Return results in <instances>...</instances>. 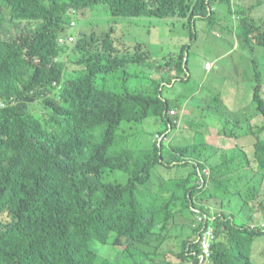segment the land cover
Returning a JSON list of instances; mask_svg holds the SVG:
<instances>
[{
  "label": "trees",
  "instance_id": "trees-1",
  "mask_svg": "<svg viewBox=\"0 0 264 264\" xmlns=\"http://www.w3.org/2000/svg\"><path fill=\"white\" fill-rule=\"evenodd\" d=\"M234 1L240 3L0 0V34L5 27L18 30L6 41L0 37V264H174L166 253L158 250L154 256L149 248L161 239L151 242L154 231L160 225L170 228L179 217L194 228L177 256L181 262L262 264L255 250L264 238L259 225L264 215V123L254 127L251 119L264 116L263 71L254 67L256 106L250 108L255 112L238 115L249 121L248 130L237 128L239 118L222 119L225 136L255 139L250 154L236 148L217 158L198 130L204 122L187 115L183 101L165 93L173 80L182 79L181 71L188 77V55L198 41L196 23L219 26L217 8ZM250 1L247 8L246 3L229 8L235 17L231 23L241 43L264 49V24L254 15L264 0ZM71 10L80 18H120L129 26L170 19L188 28L190 43L178 56L153 65L143 53L145 45L132 48L124 40L125 47L118 48L113 26L99 48L63 47L72 48L70 56L80 53L82 66L67 74L56 59ZM134 64L159 73L173 68L177 74L174 79L167 72L155 77L132 69ZM213 97L220 106V94ZM38 100L55 112L47 119L54 130L33 122L30 106ZM178 108L181 112L170 113ZM150 119L164 129L148 148L137 132ZM185 127L194 131L188 134ZM174 135L181 139L177 144ZM161 170L185 175L156 185ZM213 205L221 210L214 211ZM198 215L204 222H197ZM210 226L214 238L208 259L202 239Z\"/></svg>",
  "mask_w": 264,
  "mask_h": 264
},
{
  "label": "rangeland",
  "instance_id": "rangeland-1",
  "mask_svg": "<svg viewBox=\"0 0 264 264\" xmlns=\"http://www.w3.org/2000/svg\"><path fill=\"white\" fill-rule=\"evenodd\" d=\"M239 1V4L235 1L234 4H231L233 3V1H231L230 5H219L217 8V17L218 20H220L219 26L203 21H198L196 23L198 41L192 46L188 55V77L186 76V71H181V78H185L186 80L180 78L173 80V87L170 89L166 88L165 90L166 95L170 98H177L183 101L181 106L183 107L186 105L187 115L190 113L198 119V121L204 122L205 127H198V130L205 133L206 145L210 146L212 153H214L217 158L228 157L236 148H241L248 154L253 151L255 139L251 136H236L232 138L225 136L223 134L225 123L222 119L225 117H232L234 119L239 118L237 128L240 130H248L249 121L240 118L238 115L240 111H242L243 114L248 113V115H251L250 112H255L254 107L250 108V105L255 103V101L252 100L253 87L254 84L256 85V81L254 80L256 78V69H254V67H257L258 71H263L261 78L264 83V49L249 46L245 44L244 41L241 43L240 40L237 39L238 34L234 29L235 23H231L232 21L235 22V17H230L229 8L242 6L245 3L246 7L251 3L250 0ZM254 15L258 24L263 25L264 7L259 8ZM90 18L92 17H86L87 20ZM80 19L81 18H79L75 24H72V29H76L75 39L70 40L68 43L71 44L70 47L72 48L77 45L87 47V45L90 44L92 47L98 46L99 48L98 42H101L103 35L114 26L118 48L123 49L125 47L124 40L126 45L132 48L135 47L134 45L136 43L145 45L146 47L143 53L147 55V61H152L151 63H154L153 65H158V63L161 61L164 62L168 57L173 58V56H178L182 47L190 43L188 28L184 27L183 23L173 24V22L168 21L170 19L150 21L148 22L150 25L146 23L149 28H147V25L129 26L127 21L123 22L120 18H113L114 21H118V25L112 19L104 20V18L98 19L94 17L90 19L89 22L84 19L79 21ZM72 20H75V18ZM67 22L69 23V20H67ZM81 26L83 32L80 30ZM17 34V28L10 29L5 27L0 37L6 41L8 38H13ZM64 44V41L59 43L61 57L59 60L56 59V62L64 64L67 74H70L72 69L81 70L82 66L78 65L80 53L70 56L72 48L64 51ZM208 62L213 64L212 69H207ZM131 66L133 67L132 69L135 70L141 71V69H144L155 77L161 76L164 72L168 73V67H163V71L159 73L157 69L147 65L134 64ZM170 69L168 75L170 78L174 79L177 71L173 68ZM133 82L134 80L131 83ZM217 93L220 94L223 101L220 106H218L217 102L213 99V96H216ZM213 100L214 103H212ZM254 105L256 106V104ZM30 107L33 122L35 121L38 124L41 123L46 130H54L55 126H51V124L50 127L47 126V119L50 116L53 117V110L45 108V103L42 100L32 102ZM172 113L176 114V111H172ZM263 117V115H258L256 118H252L251 124H253L254 127L261 126V124L264 123ZM155 121V119H150L149 122L144 123L141 128H138L140 130H138L139 132L137 133H144L143 135L139 134L140 141H145V147L148 148L160 138L158 135L160 131L164 129L161 124L159 126ZM228 126L229 128L233 127L232 124H228ZM125 128L128 130L129 124H127ZM181 128H183V126ZM185 128L189 131L188 134L194 131L190 127ZM175 137V142L173 141V144H177L181 140L178 141L177 136ZM183 175L185 174L176 173L174 170H161L156 176L157 179L155 180V184L159 185L172 178H181ZM143 197L147 198L148 194H145ZM213 203H215V200L212 204ZM235 204L241 205V202L233 201V205ZM216 210L221 209L219 206H214V211ZM262 217L263 218L259 220L260 226H264V215H262ZM193 229V224L190 223V221L180 217L175 219L174 224L170 226V228L169 226L166 228L165 225H160L157 230L154 231L151 242L153 244L156 243L157 237L161 239L156 245L149 248V250H151L150 254L159 256L158 253H155V251L159 250V252L166 253V259L174 264H188L186 262H181L182 260L177 256L181 252L182 243L189 237ZM259 243L260 244L256 246L255 253L260 263L264 264V238L260 240ZM156 246L158 247L156 248ZM109 250L111 249L107 248V253H109Z\"/></svg>",
  "mask_w": 264,
  "mask_h": 264
},
{
  "label": "clouds",
  "instance_id": "clouds-1",
  "mask_svg": "<svg viewBox=\"0 0 264 264\" xmlns=\"http://www.w3.org/2000/svg\"><path fill=\"white\" fill-rule=\"evenodd\" d=\"M79 14L80 15V13H76L75 11H73V10H71V11H69L68 13H67V18H70V20H69V25H68V23H67V25H66V30L65 31H63L64 32V34L62 35V37L58 40V44L60 43V42H62V41H64L65 42V44H64V46L63 47H70L71 46V44H68L69 43V41L70 40H73V39H75V36H76V29L75 28H73L72 29V24H75L76 22H77V20L80 18L79 17V15L77 16V15ZM77 17H78V19H77ZM73 18H75V20H72ZM86 20L87 22H89L90 21V19H92V18H90L89 20H87L86 19V17H82L79 21H81V20ZM81 23V22H80ZM81 32H83V28H82V26H81ZM69 32H70V34L72 35V34H74L73 35V37L72 36H67V34H69ZM3 40V39H2ZM121 54L122 55H124L125 53L124 52H121ZM213 68V64L212 63H210V62H208L207 63V69H212ZM184 107H182V109H183ZM172 111H176V113H178L179 111L181 112V110L180 109H172L171 111H170V113L172 114V115H175V113H172ZM197 219V222L198 223H202V222H204V218L202 217V215H198V217L196 218ZM263 227V226H262ZM214 238V230H213V226H210L209 228H208V231L206 232V234H205V236L203 237V239H202V247H203V249H204V254L206 255V258H208L209 259V256H210V247H211V243H212V239Z\"/></svg>",
  "mask_w": 264,
  "mask_h": 264
}]
</instances>
